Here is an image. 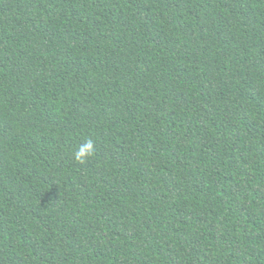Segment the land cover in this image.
<instances>
[{"label": "trees", "instance_id": "1", "mask_svg": "<svg viewBox=\"0 0 264 264\" xmlns=\"http://www.w3.org/2000/svg\"><path fill=\"white\" fill-rule=\"evenodd\" d=\"M0 264H264V0H0Z\"/></svg>", "mask_w": 264, "mask_h": 264}, {"label": "clouds", "instance_id": "2", "mask_svg": "<svg viewBox=\"0 0 264 264\" xmlns=\"http://www.w3.org/2000/svg\"><path fill=\"white\" fill-rule=\"evenodd\" d=\"M95 152V142L88 138L85 142L78 146L76 150L72 153V158L80 164L85 163L89 158L94 155Z\"/></svg>", "mask_w": 264, "mask_h": 264}]
</instances>
